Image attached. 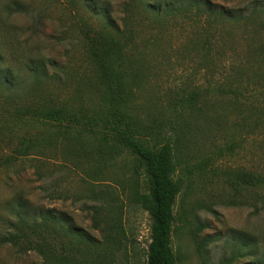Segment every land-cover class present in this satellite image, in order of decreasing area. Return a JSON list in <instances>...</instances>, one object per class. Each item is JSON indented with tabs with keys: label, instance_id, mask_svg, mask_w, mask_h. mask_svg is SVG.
I'll return each instance as SVG.
<instances>
[{
	"label": "rangeland",
	"instance_id": "374dc122",
	"mask_svg": "<svg viewBox=\"0 0 264 264\" xmlns=\"http://www.w3.org/2000/svg\"><path fill=\"white\" fill-rule=\"evenodd\" d=\"M89 3L0 0V159L26 131L47 128L48 142L40 158L0 168V234L22 196L69 214L95 239L92 253H111L108 264H144L152 219L136 202L146 184L133 156L75 130L12 122L27 107L105 112L89 44L107 27ZM106 6L124 33L129 115L151 143H172L184 179L173 235L179 264H264V253H252L264 250V18L220 25L206 48L205 19L157 18L140 0H99L98 12ZM109 221L120 227L112 241L99 228ZM16 253L0 245V264L40 261Z\"/></svg>",
	"mask_w": 264,
	"mask_h": 264
},
{
	"label": "trees",
	"instance_id": "16d2710c",
	"mask_svg": "<svg viewBox=\"0 0 264 264\" xmlns=\"http://www.w3.org/2000/svg\"><path fill=\"white\" fill-rule=\"evenodd\" d=\"M87 8L102 19L107 28L95 31L89 50L96 65L98 77L106 91V107L102 115L92 116L82 111L65 109H38L27 107L12 119L14 123L27 125L38 122L54 126L57 134L76 131L105 142L119 152L133 156L134 173L143 176L146 190L138 193L136 202L151 216L150 243L144 264H179L174 252L173 235L177 221L176 207L182 194L184 179L178 169L176 151L172 143H151L135 126L128 112L126 90L124 33L111 15L108 7L99 13V0H91ZM145 11L163 18L187 15L205 19V47L214 46L215 29L221 25L224 32L228 23L250 24L256 17L264 18V0H246L245 6H228L212 0H140ZM235 4L237 0H225ZM128 10V9H127ZM219 29V28H218ZM108 30V32H106ZM42 67L32 66L36 77L44 76ZM5 85L11 84L9 73L5 72ZM1 86V83H0ZM2 87V86H1ZM3 89V88H2ZM41 129L26 131L18 138L12 151L0 159V168L14 166L23 158H40L47 150V133ZM56 134V135H57ZM7 146H13L8 143ZM256 185L263 183L260 177L247 176ZM42 180V179H40ZM12 217L3 223L0 245H8L19 256L36 254L40 261L31 264H108L111 253H92L95 239L87 231L78 228L73 218L62 211L36 208L22 196L14 200L10 210ZM100 228L104 238H118L119 225L109 221ZM115 229V235L111 233ZM34 252V253H31ZM252 253H264L257 244Z\"/></svg>",
	"mask_w": 264,
	"mask_h": 264
}]
</instances>
